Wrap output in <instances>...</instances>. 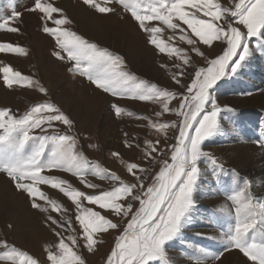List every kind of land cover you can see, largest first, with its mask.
Returning <instances> with one entry per match:
<instances>
[{
  "label": "snow or ice",
  "instance_id": "obj_1",
  "mask_svg": "<svg viewBox=\"0 0 264 264\" xmlns=\"http://www.w3.org/2000/svg\"><path fill=\"white\" fill-rule=\"evenodd\" d=\"M83 3L102 14L115 11L108 5L119 4L147 34L149 44L160 53L175 56L181 61L175 65L177 71L171 77L184 89L178 93L138 80L126 70L123 57L119 54L98 46L67 27H61L71 23L66 15L55 20L57 27L45 24L42 29L55 39L60 49L54 51L53 55L63 60L65 55L61 53H64L72 63L69 72L85 76L96 88L112 96H130L140 101L158 103L162 111L155 113L157 117L173 112L181 118L179 121L149 120L150 127L165 134L170 127L178 128L175 144L167 145L170 162L167 159L162 162L159 171L152 177V183L146 188L136 170L146 172L147 169L137 163L126 164L128 173L135 178V182L131 183L97 165L92 174L114 183L109 190H100L95 194L80 191L60 177L45 175L44 170L63 169L78 175L85 186L92 189L99 187L84 178L88 161L75 150V138L66 133L46 134L48 128L54 127V122H60L71 129L73 121L58 106L44 101L32 105L19 116L12 114L8 108H0V171L6 172L15 187L28 195L34 209L48 212L46 206L37 202L41 200L59 213L58 217L47 216L50 226H56L53 231L57 236L61 234L56 229H63L65 225L70 232H74L73 221L65 215L68 209L46 196L38 185L58 189L75 205V221L79 224V233L67 237L73 246L78 244V239H83V247L92 252L98 243L99 234L109 230L119 231L106 264H174L167 247L170 242L182 238L183 230L193 220L195 196L201 178V161L206 159L213 172L223 171V165L214 154L203 149L205 140L220 133L218 117L225 110L214 97L213 88L229 71L233 74L237 72L252 52L251 40L254 39L257 47L264 50V0H228L227 4L220 0H83ZM32 10L43 14L41 20H51L53 13L62 12L47 0H34ZM19 16L20 13L13 10L12 17L2 18L5 23H0V29L6 27L9 19ZM152 21L161 22L173 35L167 41L161 39L160 34L164 29L146 23ZM7 30L18 31L12 27ZM176 39L186 43L192 53L201 57L204 53L198 47L199 44L211 47L213 42H219L226 46L221 54L207 59L206 66L197 67L191 82L185 86L182 83V65L187 66L192 62L188 49L170 43ZM0 51L23 54L26 50L0 42ZM0 72L4 73L3 81L9 88L13 84L26 83L47 94V89L39 81L18 71L12 72L10 66L0 68ZM10 72L11 77L8 75ZM177 96L180 97L179 106L170 108L169 101ZM112 108L117 118L136 115L116 104ZM34 129H40L45 134L33 135ZM124 135L125 146L131 148L133 145L128 133ZM159 143L145 141V156L154 160L153 153H161ZM26 146H30V151ZM112 155L118 157L119 153L113 152ZM230 171L236 175L235 170ZM250 188L247 178H238L235 186L225 191L231 207L221 205L217 209V212L227 217V228L225 230L222 227L221 239L224 251L237 249L253 264H264V202L254 199ZM84 201L98 206L100 210L86 207ZM104 210L112 218L102 214ZM128 217L130 219H127L120 231L121 221ZM3 243L7 250L0 253V260L12 261L13 264H38L30 254ZM56 247L58 252L46 247L51 264H86L65 243L64 237L60 238ZM196 253L197 264L200 257L219 260L223 255V252L209 251L199 246L196 247Z\"/></svg>",
  "mask_w": 264,
  "mask_h": 264
},
{
  "label": "rangeland",
  "instance_id": "obj_2",
  "mask_svg": "<svg viewBox=\"0 0 264 264\" xmlns=\"http://www.w3.org/2000/svg\"><path fill=\"white\" fill-rule=\"evenodd\" d=\"M54 7L62 10L53 13L52 19L45 18L38 10L33 11L34 0H0V23H5L6 17H12L13 10L20 13L19 17L9 19L4 29H0V42L17 45L26 51L21 53L0 51V68L10 66L12 72H19L24 76L39 81L47 94L42 93L34 86L26 83L13 84L11 88L4 84V73L0 72V108H8L14 115H22L32 105L49 101L66 114L72 121L71 129L60 122H54L53 128H48V135L55 133L68 134L75 138V150L81 153L88 161L85 169V179L98 185L92 189L80 182L78 175L66 172L63 169L44 170L45 175L60 177L76 189L85 193L95 194L100 190H109L113 181L92 174L97 165L115 173L125 182H135L132 174L126 169L127 163H137L146 172L137 171L144 180V186L152 183V177L159 171L164 160L170 162V151L167 145L175 144L178 128H168L166 134L158 132L149 126V120L179 121L180 117L173 112L163 113L160 117L161 106L154 101H140L130 96H112L96 88L83 75L69 72L72 63L66 58L61 60L53 55L60 51L55 39L42 29L45 24L55 28L56 19L66 15L71 21L67 27L70 31L96 43L102 48L119 54L123 57L126 70L134 74L138 80L156 84L175 92H183L173 80L172 75L177 71L175 65L181 63L175 56L169 57L160 53L155 46L148 43V37L130 13L119 4L108 5L114 12L102 14L87 6L83 0H47ZM228 3V0H220ZM150 25L162 27L164 30L160 38L168 40L173 35L171 30L161 22H146ZM12 27L18 31H8ZM186 28V26H184ZM190 32V30H188ZM176 46L188 49L191 64L183 66L184 76L182 83L186 86L191 82L192 75L197 67L206 66L207 59L214 58L222 53L226 45L213 42L211 47L199 44L204 53L201 57L192 53L190 46L178 39L171 41ZM252 52L242 62L236 73L222 77L213 88V95L218 104L225 109L219 114L221 131L217 135L204 141L203 149L217 158L223 165V171H212L206 159L200 164L201 178L199 190L196 193V209L190 226L167 247L169 257L174 264H197L196 247L206 248L209 251L223 252L219 260L200 257L199 264H253L239 250L224 251L221 239L222 227L227 228L226 214L217 212L221 205L231 204L226 200L225 191L235 186L238 178H247L251 184L253 198L264 202V50L257 47L256 41L251 40ZM12 72L8 73L11 77ZM180 97L169 101L170 108L179 106ZM116 104L132 111L134 116L117 118L112 105ZM125 133H128L132 147L124 144ZM33 135L45 134L40 129L32 130ZM145 141H160L158 148L161 153H153L155 159L145 156ZM28 150L30 151V146ZM50 150V149H49ZM119 153L113 156L112 153ZM230 170H235L236 175ZM50 199L58 201L68 212L73 221L74 232L57 228L60 236L56 235L47 221V216L58 217L59 213L52 210L45 201L37 200L46 206L48 212L34 209L28 195L15 187L12 179L6 172L0 171V253L6 251L4 243L30 254L38 264H51L47 258L46 247L58 252L56 247L61 237L65 243L77 252L86 264H106L107 256L115 244L117 230H109L99 234L98 243L92 252L83 247V239L73 246L67 239L70 235H78L79 224L75 221V205L58 189L49 185H38ZM86 207L100 210L98 206L88 204ZM138 207V202L136 203ZM29 211V212H28ZM112 218L107 210L102 212ZM121 221L120 231L127 223ZM0 264H13L12 261L0 260Z\"/></svg>",
  "mask_w": 264,
  "mask_h": 264
},
{
  "label": "crops",
  "instance_id": "obj_3",
  "mask_svg": "<svg viewBox=\"0 0 264 264\" xmlns=\"http://www.w3.org/2000/svg\"><path fill=\"white\" fill-rule=\"evenodd\" d=\"M150 181H152V180H150Z\"/></svg>",
  "mask_w": 264,
  "mask_h": 264
},
{
  "label": "bare ground",
  "instance_id": "obj_4",
  "mask_svg": "<svg viewBox=\"0 0 264 264\" xmlns=\"http://www.w3.org/2000/svg\"><path fill=\"white\" fill-rule=\"evenodd\" d=\"M29 212V211H28Z\"/></svg>",
  "mask_w": 264,
  "mask_h": 264
}]
</instances>
